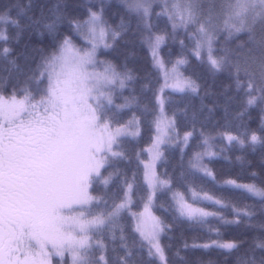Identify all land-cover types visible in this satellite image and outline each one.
Listing matches in <instances>:
<instances>
[{
	"label": "snow or ice",
	"instance_id": "snow-or-ice-1",
	"mask_svg": "<svg viewBox=\"0 0 264 264\" xmlns=\"http://www.w3.org/2000/svg\"><path fill=\"white\" fill-rule=\"evenodd\" d=\"M0 63V264H264V0H0Z\"/></svg>",
	"mask_w": 264,
	"mask_h": 264
},
{
	"label": "trees",
	"instance_id": "trees-1",
	"mask_svg": "<svg viewBox=\"0 0 264 264\" xmlns=\"http://www.w3.org/2000/svg\"><path fill=\"white\" fill-rule=\"evenodd\" d=\"M22 2H25V0H22ZM17 49H21L23 47V44L20 45H14ZM138 65L141 68L146 69L147 67V60L144 57V54H140V59L137 61H131L130 66ZM5 72V66L3 63H0V73ZM209 84L211 85L212 89L214 91L219 90V81L217 84H212L211 80L209 79ZM208 103L212 102V98H208ZM186 101L178 96L173 95L171 103L169 104L168 108L169 110L176 108V107H183ZM196 103L198 104L199 101L197 100ZM226 142L217 141L215 144V151L221 153V155L214 159L212 163L209 164V167L214 171L215 173V181H212L209 178L203 177L202 175H196V176H189L188 182L196 189L198 193H201V190L208 192L209 194H215L217 196L225 195L228 196L230 193L223 187V182L227 179H237L241 182H246L249 178V167L247 165H241L240 162L236 160V156L241 155V152L238 149H230L226 151H222V149L225 148ZM228 156L230 159H225L224 157ZM251 158V157H249ZM170 164L168 165L169 169L171 170V167L173 164L176 163V160L178 159V154L176 153H170L169 154ZM191 195V192L187 193V196L189 198ZM234 195V194H232ZM201 206H205L209 208V210H213L214 206L210 203L204 202ZM218 221L211 219L209 221V224L204 226H192L189 227L187 224L183 225V234L185 238L188 239L189 243L192 242V239L195 237L197 238V242H207L210 238L216 239L215 232H210L209 228L218 226ZM221 232L223 234L224 239H228L231 235V233L228 230L221 229ZM174 236H179V230L173 234ZM172 243L178 244L179 241L174 239ZM194 255L199 256L203 255L204 259H211L213 261H216L217 264H221L222 257L219 256L216 252H208V253H195Z\"/></svg>",
	"mask_w": 264,
	"mask_h": 264
},
{
	"label": "rangeland",
	"instance_id": "rangeland-1",
	"mask_svg": "<svg viewBox=\"0 0 264 264\" xmlns=\"http://www.w3.org/2000/svg\"><path fill=\"white\" fill-rule=\"evenodd\" d=\"M207 178V177H206ZM210 179V178H209ZM190 197H191V195H190ZM206 203H209V202H207V201H205Z\"/></svg>",
	"mask_w": 264,
	"mask_h": 264
}]
</instances>
